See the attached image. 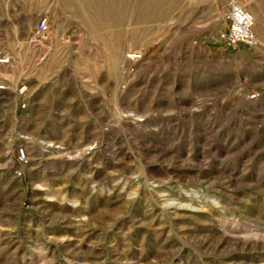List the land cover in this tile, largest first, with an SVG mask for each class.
Masks as SVG:
<instances>
[{
  "label": "rangeland",
  "instance_id": "374dc122",
  "mask_svg": "<svg viewBox=\"0 0 264 264\" xmlns=\"http://www.w3.org/2000/svg\"><path fill=\"white\" fill-rule=\"evenodd\" d=\"M232 2L0 0V264H264V45L224 46Z\"/></svg>",
  "mask_w": 264,
  "mask_h": 264
},
{
  "label": "built area",
  "instance_id": "2783aa9c",
  "mask_svg": "<svg viewBox=\"0 0 264 264\" xmlns=\"http://www.w3.org/2000/svg\"><path fill=\"white\" fill-rule=\"evenodd\" d=\"M228 20L229 25L221 34V40L227 49H251L258 45L257 35L254 31L256 21L249 10L241 5L233 4L230 9ZM49 31L50 23L48 19L44 18L40 20L36 27V34L42 38H46ZM129 58L135 60L140 59V56L132 54ZM0 62L6 63L8 60H0ZM2 90H4V87L0 85V102L2 101ZM20 94H24V88L21 89ZM18 161L21 164H26L28 162V155L25 149L19 151Z\"/></svg>",
  "mask_w": 264,
  "mask_h": 264
},
{
  "label": "bare ground",
  "instance_id": "6f19581e",
  "mask_svg": "<svg viewBox=\"0 0 264 264\" xmlns=\"http://www.w3.org/2000/svg\"><path fill=\"white\" fill-rule=\"evenodd\" d=\"M237 2H238V0H237ZM238 3H240L242 5V7L246 8L247 10H249L253 14L254 18L256 19L255 21H257V26L255 25L256 28H254V31L256 32V35L258 36L257 37L258 42L264 45V23H263V26H261V27L258 26V15H257V13H255L256 12L255 10H253L251 7H249L250 6L249 2L246 1L245 3L244 2H242V3L238 2ZM238 3L232 2V4H238ZM240 4H238V5H240ZM245 4H247V6ZM259 30L261 31V35L259 34Z\"/></svg>",
  "mask_w": 264,
  "mask_h": 264
},
{
  "label": "crops",
  "instance_id": "0c3cea01",
  "mask_svg": "<svg viewBox=\"0 0 264 264\" xmlns=\"http://www.w3.org/2000/svg\"><path fill=\"white\" fill-rule=\"evenodd\" d=\"M256 33V32H255ZM259 34L261 35V31L259 30ZM258 37V36H257ZM257 40H258V38H257Z\"/></svg>",
  "mask_w": 264,
  "mask_h": 264
}]
</instances>
